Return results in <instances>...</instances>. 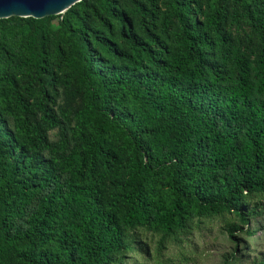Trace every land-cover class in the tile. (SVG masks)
<instances>
[{"label":"trees","instance_id":"obj_1","mask_svg":"<svg viewBox=\"0 0 264 264\" xmlns=\"http://www.w3.org/2000/svg\"><path fill=\"white\" fill-rule=\"evenodd\" d=\"M128 1L0 20V264H188L208 224L264 215V0ZM59 83L73 123L46 104Z\"/></svg>","mask_w":264,"mask_h":264},{"label":"rangeland","instance_id":"obj_2","mask_svg":"<svg viewBox=\"0 0 264 264\" xmlns=\"http://www.w3.org/2000/svg\"><path fill=\"white\" fill-rule=\"evenodd\" d=\"M141 1L147 2L148 4L150 3L149 0ZM155 1L160 10L163 11L166 9V1ZM119 2H121V5L124 7H128L131 4L128 0H119ZM58 21V18L55 19L54 24H58ZM9 25H7V27H9ZM2 29L3 28L0 29V39L5 32V29ZM230 31L235 38L240 39L242 45L249 48L251 47L253 37L245 23L231 25ZM159 33L160 30H157V34ZM252 48L256 49L257 46H253ZM61 75L62 70L57 69L56 78H60ZM20 80L23 89H25V87H30V92L31 90L32 92L35 91L34 95L30 97V122L44 126L50 140L57 143L61 134L59 129H53L44 125V115L36 107V104L40 100V88L28 77L22 76ZM29 94L27 95L28 97ZM45 101L52 113L59 115L64 112L65 116L72 120L71 123H73L74 116L81 105L80 100L73 95V91L67 89L60 83L57 87H48ZM248 229L254 232L253 236H249L246 233ZM235 236V239H231L227 231L224 230V225L218 221L208 224L205 230L195 233L190 242L185 245L184 252L191 260L188 264H227L228 261L229 264H254L257 256L261 254L264 255V215L260 217V219L253 221L250 225L244 227L243 233H237ZM169 254L173 261L164 262L163 264H183L180 262L181 253L177 248H171ZM167 259L168 258H166V260ZM153 264L159 263L155 262Z\"/></svg>","mask_w":264,"mask_h":264},{"label":"water","instance_id":"obj_3","mask_svg":"<svg viewBox=\"0 0 264 264\" xmlns=\"http://www.w3.org/2000/svg\"><path fill=\"white\" fill-rule=\"evenodd\" d=\"M83 0H0V20L12 17L44 19L64 15Z\"/></svg>","mask_w":264,"mask_h":264}]
</instances>
